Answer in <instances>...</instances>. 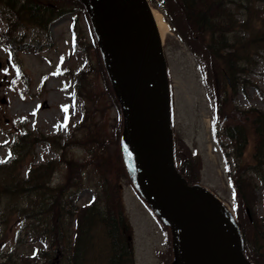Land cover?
<instances>
[{
  "label": "rangeland",
  "instance_id": "obj_1",
  "mask_svg": "<svg viewBox=\"0 0 264 264\" xmlns=\"http://www.w3.org/2000/svg\"><path fill=\"white\" fill-rule=\"evenodd\" d=\"M147 1L152 9L162 14L164 20L168 17L171 25L173 21L184 26L182 17L175 21V2ZM248 8L235 9L239 23L247 21L248 17L254 20L260 18L264 22V3H252ZM14 18V11L0 4V36L7 31L8 25L16 22ZM171 25L168 24L163 45L170 79L175 150H180L182 146L187 153H196L192 162L196 160L199 184L215 194L237 216L240 214L243 217L247 213L248 216L251 210L237 201L231 173H235L237 179L241 170V175L245 177L246 170L242 166L253 162V140L248 139L244 154L239 157L240 154L233 148L234 142L218 133L216 123L220 127L223 123L226 127L233 123L238 125V121L241 122L239 116L245 117L242 110L255 108L264 112V44L253 52L244 73L238 74L231 99L219 94L221 102H214L213 90L203 77L202 57L190 50L177 34L176 27ZM252 28L254 31L257 26ZM14 33L31 45L22 50L23 46L15 44L16 49L12 51L0 43V163L11 157V145L22 132V124H26L28 130L36 134V139L41 136L56 137L62 145H66V149H57L51 143L37 144L34 154L25 158L11 177L24 179L31 165L56 161L59 164L51 176V185L57 186L63 184L67 176V167L60 163L65 152L66 156L82 158L83 163L88 164L89 157L85 158L84 149L74 139L82 135L80 125L84 123L88 111L93 112L94 123L105 122L109 157L121 141L122 109L113 93L96 35L83 7L73 5L72 14L54 21L48 34L33 27H20ZM244 35L248 36V33L244 32ZM33 43L37 44L38 50L32 49ZM219 110L227 116L223 123L222 117L216 115H219ZM89 122L92 123L91 118ZM83 175L85 185L81 186L77 196L80 205L91 200L89 186L93 188L98 181L92 165L85 167ZM2 179L0 175V181ZM120 187L124 209L133 228L135 264L171 263L173 237L169 228L138 195L131 181L124 178ZM254 193L257 197L254 215L264 232V187L259 184ZM0 199V248L5 253L14 255L18 252L17 256L28 257L33 246L38 244L40 247L45 243L37 235H27L25 230L18 236L19 230L26 227L28 221H22L10 210L5 211L6 198L1 196ZM249 219H253L251 214ZM69 228L73 234L74 226L70 222ZM99 232L98 246L96 244L97 248L90 254L87 264H108L104 230Z\"/></svg>",
  "mask_w": 264,
  "mask_h": 264
},
{
  "label": "trees",
  "instance_id": "obj_2",
  "mask_svg": "<svg viewBox=\"0 0 264 264\" xmlns=\"http://www.w3.org/2000/svg\"><path fill=\"white\" fill-rule=\"evenodd\" d=\"M154 1L150 0L151 3ZM168 1L177 4L175 21L182 17L184 22V26H179L171 21L172 26L176 27L177 34L190 50L202 57L203 77L213 90L214 102H221L219 94L231 99V90L235 89L238 74L244 73L253 52L264 44V33L260 32L264 31V22L260 18L254 20L248 17L247 21L239 23L235 11L249 9V4L264 3V0ZM0 4L15 13L16 22L1 34V41L12 51L16 49L15 44L23 46L22 50L29 45L22 36L15 35L14 31L20 27L38 28L48 34L51 23L71 14L73 5L83 7L77 0H0ZM252 26L257 28L253 31ZM228 79L231 80V90ZM87 98L89 102L90 98ZM241 113L245 117L239 116L241 122L238 121V125L233 123L226 127V135L234 140L240 155L247 140H253V162L242 166L246 170L245 177L241 175V170L237 179L236 174L232 176L237 199L240 204L249 206L253 220L247 214L243 217L238 214V225L246 256L253 264H264V232L253 211L257 200L254 192L259 184L264 187V112L253 108L242 110ZM221 114L219 110V115H216L224 118L226 113ZM92 115L93 112L88 111L84 123L80 125L82 135L74 137L84 149L85 158L89 157L88 164L83 163L82 158L66 156L65 152L60 161L67 167L63 184L51 185V176L59 164L56 161L31 165L24 179L11 177L24 159L34 154L35 146L40 142L49 141L64 151L66 145H62L61 140L55 137L36 139L35 134L22 131L12 146V156L0 163V175L3 178L0 181V197L6 198L5 211L10 210L22 221H28L27 226L19 230L18 236L25 230L27 235H37L45 243L40 247L38 244L33 246L28 257L17 256L18 252L14 255L5 253L0 248V264H87L90 254L98 246L100 229L104 230L108 264H135L133 228L124 209L120 187L124 178L129 180L121 147L120 144L116 145L113 155L111 153L108 157L110 148L107 143L109 137L103 126L105 122L94 123ZM90 118L92 123L89 122ZM86 121L89 123L85 124ZM195 155L194 152L189 154L184 151L182 146L180 150H175L179 171L192 184L199 182L196 160L192 162ZM88 165L94 168L98 181L93 188L88 185L92 199L80 205L77 196L81 186L85 185L83 173ZM69 222L74 226L73 234L69 230Z\"/></svg>",
  "mask_w": 264,
  "mask_h": 264
},
{
  "label": "water",
  "instance_id": "obj_3",
  "mask_svg": "<svg viewBox=\"0 0 264 264\" xmlns=\"http://www.w3.org/2000/svg\"><path fill=\"white\" fill-rule=\"evenodd\" d=\"M79 1L124 110L122 147L131 180L174 232L173 264H251L232 215L174 165L166 61L146 1Z\"/></svg>",
  "mask_w": 264,
  "mask_h": 264
},
{
  "label": "bare ground",
  "instance_id": "obj_4",
  "mask_svg": "<svg viewBox=\"0 0 264 264\" xmlns=\"http://www.w3.org/2000/svg\"><path fill=\"white\" fill-rule=\"evenodd\" d=\"M150 15L154 22L156 32L162 41L168 33V24L164 21L162 14L155 9H150ZM48 108V106H47Z\"/></svg>",
  "mask_w": 264,
  "mask_h": 264
},
{
  "label": "snow or ice",
  "instance_id": "obj_5",
  "mask_svg": "<svg viewBox=\"0 0 264 264\" xmlns=\"http://www.w3.org/2000/svg\"><path fill=\"white\" fill-rule=\"evenodd\" d=\"M64 111L67 112V108L66 107L64 108Z\"/></svg>",
  "mask_w": 264,
  "mask_h": 264
}]
</instances>
